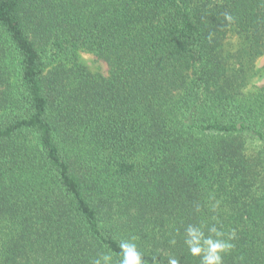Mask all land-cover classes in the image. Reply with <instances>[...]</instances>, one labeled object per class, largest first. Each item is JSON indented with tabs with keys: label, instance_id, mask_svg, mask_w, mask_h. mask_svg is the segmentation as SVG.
Masks as SVG:
<instances>
[{
	"label": "trees",
	"instance_id": "trees-1",
	"mask_svg": "<svg viewBox=\"0 0 264 264\" xmlns=\"http://www.w3.org/2000/svg\"><path fill=\"white\" fill-rule=\"evenodd\" d=\"M263 55L264 0H0V264H264Z\"/></svg>",
	"mask_w": 264,
	"mask_h": 264
},
{
	"label": "clouds",
	"instance_id": "clouds-1",
	"mask_svg": "<svg viewBox=\"0 0 264 264\" xmlns=\"http://www.w3.org/2000/svg\"><path fill=\"white\" fill-rule=\"evenodd\" d=\"M224 19L231 24L233 17L225 13ZM219 202L212 205L213 211L218 207ZM199 211V207H197ZM215 219V217H213ZM218 222V221H217ZM204 224L199 226L188 225L185 229L184 243L192 256H199L200 264H223L222 253H227L234 247L229 241L234 238V230L228 233V238L224 239L225 232L217 228L216 225L208 227V235H205L203 228ZM135 237L130 239H121L119 242V261L113 260V253L111 250L101 253L98 257L91 261V264H145L141 259V253L138 250L137 244L134 242ZM175 241H172L174 243ZM168 264H179L178 259L174 257H167ZM152 264H159L156 257H153Z\"/></svg>",
	"mask_w": 264,
	"mask_h": 264
},
{
	"label": "rangeland",
	"instance_id": "rangeland-1",
	"mask_svg": "<svg viewBox=\"0 0 264 264\" xmlns=\"http://www.w3.org/2000/svg\"><path fill=\"white\" fill-rule=\"evenodd\" d=\"M79 56L81 62L92 71L106 73V64L102 60L96 58L92 53L83 50L79 52ZM256 66L260 68V76L256 80L255 84L259 85L264 82V55L258 59Z\"/></svg>",
	"mask_w": 264,
	"mask_h": 264
}]
</instances>
